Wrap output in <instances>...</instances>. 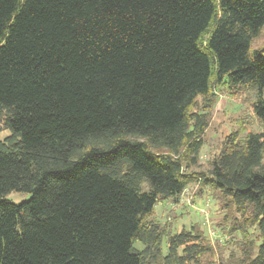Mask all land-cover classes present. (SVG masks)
<instances>
[{
	"label": "trees",
	"instance_id": "1",
	"mask_svg": "<svg viewBox=\"0 0 264 264\" xmlns=\"http://www.w3.org/2000/svg\"><path fill=\"white\" fill-rule=\"evenodd\" d=\"M263 32L264 0H0V264H203L197 226L151 221L192 183L264 264ZM223 90L261 131L191 171Z\"/></svg>",
	"mask_w": 264,
	"mask_h": 264
},
{
	"label": "rangeland",
	"instance_id": "2",
	"mask_svg": "<svg viewBox=\"0 0 264 264\" xmlns=\"http://www.w3.org/2000/svg\"><path fill=\"white\" fill-rule=\"evenodd\" d=\"M262 47H264V32L254 44V48ZM217 94L210 112V125L205 134L198 164L190 169L191 171L208 172L211 160L220 153L231 134L238 133L241 137H245L247 133L261 131V124L252 108L254 96L251 93L231 96L223 90L218 91ZM198 103L202 104L201 98L198 99ZM9 135V130H0V140H4ZM30 198L31 195L28 193L17 192L6 197L14 204H21ZM151 221L166 225L172 233L181 232L183 229L190 230L193 226H197L210 241V252L203 257V264H230L233 256L241 257V249L246 241L244 236L235 232L236 230H231L239 226L244 221V217L237 214L234 209L225 208L221 203H217L206 190L200 194L198 183L190 184L178 202L168 200L158 203ZM250 235L253 239L257 236L252 229ZM135 246L142 248L139 243ZM163 248L166 252V239Z\"/></svg>",
	"mask_w": 264,
	"mask_h": 264
}]
</instances>
